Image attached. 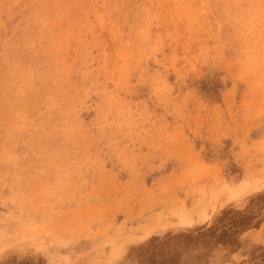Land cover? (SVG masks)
<instances>
[{"label":"rangeland","instance_id":"1","mask_svg":"<svg viewBox=\"0 0 264 264\" xmlns=\"http://www.w3.org/2000/svg\"><path fill=\"white\" fill-rule=\"evenodd\" d=\"M0 264H264V0H0Z\"/></svg>","mask_w":264,"mask_h":264}]
</instances>
